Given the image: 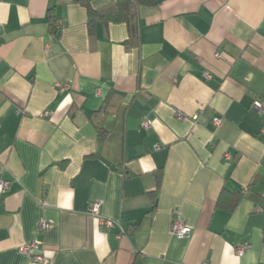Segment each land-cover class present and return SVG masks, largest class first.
I'll list each match as a JSON object with an SVG mask.
<instances>
[{"label":"crops","instance_id":"obj_1","mask_svg":"<svg viewBox=\"0 0 264 264\" xmlns=\"http://www.w3.org/2000/svg\"><path fill=\"white\" fill-rule=\"evenodd\" d=\"M255 102L264 0H161L94 35L75 0H0V264H40L20 252L34 241L42 264H264Z\"/></svg>","mask_w":264,"mask_h":264},{"label":"built area","instance_id":"obj_2","mask_svg":"<svg viewBox=\"0 0 264 264\" xmlns=\"http://www.w3.org/2000/svg\"><path fill=\"white\" fill-rule=\"evenodd\" d=\"M59 27H62V23H59ZM219 54H216V57H218ZM254 109L258 110L259 113L264 112V104L261 102H255L254 103ZM177 118L179 120H183L185 118L184 114L178 113ZM222 124V119L221 118H215L213 120V125L215 128H219ZM144 127L147 129L150 127V124L145 121L144 122ZM225 157L227 159H230L231 156L229 153L225 154ZM11 183L9 181L5 180H0V197L10 188ZM100 209H101V204L98 202L90 204L89 207V214L95 217H98L100 220V225L105 228L106 230H112L116 228H120V225L118 222H115L110 219H105L100 215ZM50 224L44 220L41 219L39 223V230L41 233H45L49 230ZM121 229V228H120ZM170 234L172 237L182 240L185 238H188L192 235V230L191 228L187 225V222L184 218L177 216L174 218L172 222V226L170 229ZM248 249V246L243 245L237 248L236 253L238 256H242L245 254L246 250ZM20 252L30 259L31 262L33 263H45L46 259L42 254V246L41 242L39 241H34L31 242L30 244H26L20 248Z\"/></svg>","mask_w":264,"mask_h":264},{"label":"trees","instance_id":"obj_3","mask_svg":"<svg viewBox=\"0 0 264 264\" xmlns=\"http://www.w3.org/2000/svg\"><path fill=\"white\" fill-rule=\"evenodd\" d=\"M83 7L86 8L87 18H88V28L91 35L95 34L96 25L98 22L104 24L109 23H121L129 20L132 16L135 15L136 11L141 6H157L161 0H116L114 3L100 9L95 10L91 6L93 0H75ZM50 21L53 22V27L55 31H59V23L56 20V17L50 15ZM101 135H104L103 130H99ZM240 198V194L226 193L225 196L222 195L219 201V205L225 208L228 211H232Z\"/></svg>","mask_w":264,"mask_h":264}]
</instances>
